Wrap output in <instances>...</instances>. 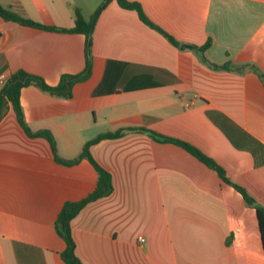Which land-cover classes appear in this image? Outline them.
Segmentation results:
<instances>
[{
  "label": "crops",
  "instance_id": "obj_1",
  "mask_svg": "<svg viewBox=\"0 0 264 264\" xmlns=\"http://www.w3.org/2000/svg\"><path fill=\"white\" fill-rule=\"evenodd\" d=\"M129 1L179 43L209 45L175 46L116 0H0L61 28L74 25L76 10L89 21L106 2L92 29L90 69L71 96L33 83L20 90L26 125L49 131L62 159L125 129L89 145L113 188L71 219L75 254L83 264H264L255 209L214 169L163 140L197 148L264 206V0ZM86 64L83 33L0 17L3 83L24 70L54 86L64 74L87 73ZM97 180L86 157L59 163L10 105L0 119V264H67L57 216Z\"/></svg>",
  "mask_w": 264,
  "mask_h": 264
},
{
  "label": "trees",
  "instance_id": "obj_2",
  "mask_svg": "<svg viewBox=\"0 0 264 264\" xmlns=\"http://www.w3.org/2000/svg\"><path fill=\"white\" fill-rule=\"evenodd\" d=\"M116 1L123 8L135 10L139 18L143 22L148 24L150 27L158 29L159 31L163 32L167 36L169 41L175 46L189 47V48L203 51L209 45V41H207L202 46L179 43L172 36L164 32L160 27H158L157 25L151 22L148 19V17L145 15L141 5L138 2L129 1V0H116ZM105 4L106 2H102L100 4V6L98 7V9L96 10V12L93 14L92 18L89 21H86L82 17L79 10H76L75 22L71 28L45 26L31 19L24 18L18 13L14 12L10 7L0 4V17H2L3 19L7 21L17 22L23 25L39 27V28H44V29H49V30H57V31H64V32H71V33L78 32V33H83L86 36L87 64H86L85 70L87 71V73L83 72L79 75L64 74L61 76L60 81L57 85L51 86V85H48L40 76L30 74L24 70H17L11 73L10 76L5 80V82L0 86V119L4 116L8 107L11 105L13 111L16 114L19 124L27 132V134L31 136H35V135L43 136L50 142L51 147L54 151L55 159L59 163H63L67 165L75 164L82 157H86L93 164V166L95 167L98 173V180H97V184L94 190L91 193H89L85 198H83L82 200L78 202H66L57 216L56 228H57L58 233L63 237L66 243V247L62 253V257L67 264H83V262L75 254V242L73 240V237L71 234V227H70L71 219L88 202L93 201L99 197L110 194L113 188L110 173L106 171L104 168H102L93 159L88 149L89 145L102 138L119 136L123 131H125V129L118 130L115 132H106V133L99 134L94 139L89 140L85 143L83 150L81 152V155L79 157L72 159V160L62 159L58 157L56 154L55 141H54L53 135L49 131L42 130L39 132H32L29 129V127L26 125L24 121V117H23L21 104H20V90L22 87L33 83L41 87L43 90L49 91L53 94L64 96V97L71 96L72 84L75 81L84 79L87 76L88 71L90 69V47L92 43V39H91L92 29H93V25H94L97 15L102 10V8L105 6ZM214 66H216L217 68H224V69L229 68L227 63L220 65V66L219 65H214ZM155 135H158V134L155 133ZM163 140L175 141L176 143L181 145L183 148L188 150L190 153H192L194 156H196L199 160L203 161L208 166H210L212 169H214L217 172L219 178L224 183L234 187L239 192H241L245 203L247 205L252 206L255 209L257 224H258L259 233H260L261 245H262L263 254H264V206L259 204L253 197H251L245 191L244 188L232 182L225 175V171L223 170L221 166H219L213 159L203 154L197 148L193 147L192 145L186 142L175 140L173 138L163 137Z\"/></svg>",
  "mask_w": 264,
  "mask_h": 264
},
{
  "label": "built area",
  "instance_id": "obj_3",
  "mask_svg": "<svg viewBox=\"0 0 264 264\" xmlns=\"http://www.w3.org/2000/svg\"><path fill=\"white\" fill-rule=\"evenodd\" d=\"M0 83H3V78L0 79ZM143 240V236H138V241H142Z\"/></svg>",
  "mask_w": 264,
  "mask_h": 264
}]
</instances>
